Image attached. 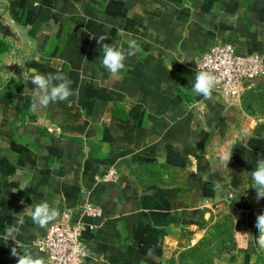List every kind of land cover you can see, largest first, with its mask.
Returning <instances> with one entry per match:
<instances>
[{
  "label": "crops",
  "instance_id": "1",
  "mask_svg": "<svg viewBox=\"0 0 264 264\" xmlns=\"http://www.w3.org/2000/svg\"><path fill=\"white\" fill-rule=\"evenodd\" d=\"M0 4V264H16L12 247L46 264L33 240L84 198L101 215L80 219L83 264H181L204 242L212 264H264L249 236L264 199L244 175L264 157V77L229 102L191 90L217 40L264 54V0ZM101 36L139 46L117 78L100 62ZM32 68L65 75L74 95L33 111ZM111 166L118 179L98 180ZM44 201L58 216L40 228L24 209Z\"/></svg>",
  "mask_w": 264,
  "mask_h": 264
},
{
  "label": "built area",
  "instance_id": "2",
  "mask_svg": "<svg viewBox=\"0 0 264 264\" xmlns=\"http://www.w3.org/2000/svg\"><path fill=\"white\" fill-rule=\"evenodd\" d=\"M195 67L197 72L207 71L217 77L214 91L221 100L229 102L243 93L248 81L264 77V54L240 53L233 44L217 40L200 56ZM118 176L116 167L111 166L98 180L111 183ZM81 193L85 195L88 191L81 188ZM100 215L101 208L84 198L74 208L65 209L32 245L45 255L46 264H83L84 224L80 219ZM74 216L78 218L75 222L72 221Z\"/></svg>",
  "mask_w": 264,
  "mask_h": 264
},
{
  "label": "clouds",
  "instance_id": "3",
  "mask_svg": "<svg viewBox=\"0 0 264 264\" xmlns=\"http://www.w3.org/2000/svg\"><path fill=\"white\" fill-rule=\"evenodd\" d=\"M106 39L107 37L104 36L97 38V43L102 45L100 62L113 78H117L121 70L125 68L126 59L135 56L140 49L135 40L129 42L128 49L125 51L122 48H114L110 44L104 43ZM29 79L34 86L28 90L33 97V102L30 105L33 111L38 108H46L49 104L68 101L74 95V90L71 88L72 81L63 74L42 73L36 68H32L30 69ZM216 83V76L207 71H199L196 73L195 83L191 90L197 96L211 99ZM222 159L229 162L231 155H225ZM244 175L251 177L252 188L256 192V200L264 199V157L258 159L254 169L250 172L246 171ZM220 187L218 183L215 185L217 190ZM24 212L40 228H46L58 216L57 208L50 206L47 201L37 202L34 206L30 205L24 209ZM22 224L23 219H18L17 225ZM17 225L6 229L8 238L14 239V234L19 231ZM254 226L258 230V235L252 236L249 234L250 242L259 249L264 250V213L256 216ZM11 256L16 258V264H45L43 257L34 256L30 252L20 253L16 247H12Z\"/></svg>",
  "mask_w": 264,
  "mask_h": 264
},
{
  "label": "rangeland",
  "instance_id": "4",
  "mask_svg": "<svg viewBox=\"0 0 264 264\" xmlns=\"http://www.w3.org/2000/svg\"><path fill=\"white\" fill-rule=\"evenodd\" d=\"M209 250V244L204 242L199 250L200 254H197L196 258H194V256L191 255L190 252H188L184 256V262L181 261V259L179 260V262L181 264H211L212 262L210 259L211 255L209 254Z\"/></svg>",
  "mask_w": 264,
  "mask_h": 264
},
{
  "label": "water",
  "instance_id": "5",
  "mask_svg": "<svg viewBox=\"0 0 264 264\" xmlns=\"http://www.w3.org/2000/svg\"><path fill=\"white\" fill-rule=\"evenodd\" d=\"M8 33H9L8 27L3 22V19H2V16H1V10H0V34H8Z\"/></svg>",
  "mask_w": 264,
  "mask_h": 264
},
{
  "label": "trees",
  "instance_id": "6",
  "mask_svg": "<svg viewBox=\"0 0 264 264\" xmlns=\"http://www.w3.org/2000/svg\"><path fill=\"white\" fill-rule=\"evenodd\" d=\"M202 247V245H198V246H194V247H192V249H190V250H188V252H190L191 253V255H193L194 256V258H196L197 257V254H200V252H199V250H200V248ZM187 252V253H188ZM202 255V254H201ZM198 259V258H197ZM212 264V263H211Z\"/></svg>",
  "mask_w": 264,
  "mask_h": 264
}]
</instances>
